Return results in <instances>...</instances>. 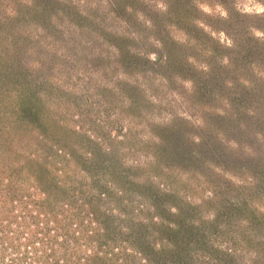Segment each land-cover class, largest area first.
Returning <instances> with one entry per match:
<instances>
[{
	"label": "rangeland",
	"instance_id": "1",
	"mask_svg": "<svg viewBox=\"0 0 264 264\" xmlns=\"http://www.w3.org/2000/svg\"><path fill=\"white\" fill-rule=\"evenodd\" d=\"M0 264H264V0H0Z\"/></svg>",
	"mask_w": 264,
	"mask_h": 264
}]
</instances>
